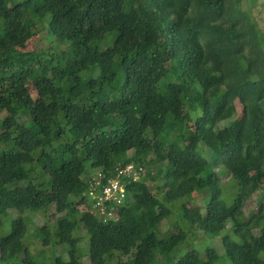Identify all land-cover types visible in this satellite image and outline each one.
Returning <instances> with one entry per match:
<instances>
[{
    "label": "trees",
    "instance_id": "1",
    "mask_svg": "<svg viewBox=\"0 0 264 264\" xmlns=\"http://www.w3.org/2000/svg\"><path fill=\"white\" fill-rule=\"evenodd\" d=\"M251 15L242 0H0V227L21 214L1 257L84 264L82 226L90 264H264V30ZM42 28L67 48L30 50ZM129 163L155 171L104 222L90 172ZM73 203L76 220L38 227L32 253L23 214Z\"/></svg>",
    "mask_w": 264,
    "mask_h": 264
},
{
    "label": "rangeland",
    "instance_id": "2",
    "mask_svg": "<svg viewBox=\"0 0 264 264\" xmlns=\"http://www.w3.org/2000/svg\"><path fill=\"white\" fill-rule=\"evenodd\" d=\"M243 2V8L245 10H249L252 15L251 18L254 21H257L259 24L260 29L264 30V0H242ZM34 48H37L38 50H48L51 49L52 51H56L58 53L64 51L67 48V44L66 43H58L57 41L54 40V38L50 37L48 29L47 28H42L41 31L38 33L37 37L32 40L29 43V49L33 50ZM236 107H237V117H241L242 115V111H243V107L241 105V103L239 101L236 102ZM223 125H228V123H223ZM191 126H193L191 124ZM208 154V153H206ZM130 156L134 155V152L131 151L129 152ZM209 155V154H208ZM145 166V175L144 177H147L148 172H152L154 173L155 168L148 166L147 164L144 165ZM89 168V166H88ZM217 170V169H215ZM93 172H90V175ZM229 176H222L221 180L222 182H227L229 180ZM148 184L150 186V188H152V190H154L157 186L158 183L156 181H152L150 180V178H148ZM208 195L207 190H197L192 194V198L195 200L196 204L200 205L202 208L205 207V197ZM258 193L255 194L250 201H248V203L246 204V210L249 212H257L259 210V203L257 202V198H258ZM159 196H162L161 194H159ZM76 196H73V199H75ZM73 204H70L69 208L64 212V213H57L54 207H50L47 211L46 214H40V213H36V214H23V216L27 219L28 221V225H29V229L30 231H28L25 241L28 243L29 245V250L32 253H36L37 250H40V247L38 246L40 243L39 239V235L37 233V228L43 226L47 221H49L51 223V225H55L56 220H70V221H75L76 220V215L71 213V209L73 207ZM78 208L80 211H86L88 210V206L86 204H79ZM20 212L16 209H8L5 213H3V224L0 227V234L4 235L6 233H8L11 230V222L13 219L19 217ZM231 225V222H228V227ZM160 230L166 232V231H173L174 228L171 224V222L168 219H165L161 225H160ZM197 234V236H202L203 232L201 230H196L195 232ZM77 235L80 237V243H79V248L82 250V252L86 253L89 255V251H88V234L87 231L84 227H80ZM68 246L65 247H61L58 251H56V255H60L63 254L65 259H68ZM54 254V250L53 252H51V249L46 248V255L49 257H51ZM84 254V264H90V259L89 256ZM49 258H47L44 263H50L51 261L48 260ZM128 260V257H121V261L119 262L114 261L112 264H126V261ZM0 264H23V260L22 257L20 258H13L10 260H4L1 257L0 254Z\"/></svg>",
    "mask_w": 264,
    "mask_h": 264
},
{
    "label": "built area",
    "instance_id": "3",
    "mask_svg": "<svg viewBox=\"0 0 264 264\" xmlns=\"http://www.w3.org/2000/svg\"><path fill=\"white\" fill-rule=\"evenodd\" d=\"M144 175L145 167L134 163L118 166L112 174L96 171L89 180L88 196L93 202L92 213H96L104 222L117 220L116 207L121 206L127 198V184L140 181Z\"/></svg>",
    "mask_w": 264,
    "mask_h": 264
},
{
    "label": "clouds",
    "instance_id": "4",
    "mask_svg": "<svg viewBox=\"0 0 264 264\" xmlns=\"http://www.w3.org/2000/svg\"><path fill=\"white\" fill-rule=\"evenodd\" d=\"M99 170H100V169H99ZM96 171H98V170L91 171V172H93V173L91 174V176H92ZM91 176H90V178H91ZM90 178H89V180H90ZM89 180H88V182H89ZM88 210H91V209H88ZM91 212H92V210H91Z\"/></svg>",
    "mask_w": 264,
    "mask_h": 264
}]
</instances>
